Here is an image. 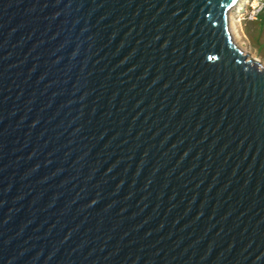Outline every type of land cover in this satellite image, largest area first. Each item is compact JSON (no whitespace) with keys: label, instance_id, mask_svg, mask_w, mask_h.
<instances>
[{"label":"water","instance_id":"95a60500","mask_svg":"<svg viewBox=\"0 0 264 264\" xmlns=\"http://www.w3.org/2000/svg\"><path fill=\"white\" fill-rule=\"evenodd\" d=\"M238 2L0 0V264H264Z\"/></svg>","mask_w":264,"mask_h":264},{"label":"rangeland","instance_id":"374dc122","mask_svg":"<svg viewBox=\"0 0 264 264\" xmlns=\"http://www.w3.org/2000/svg\"><path fill=\"white\" fill-rule=\"evenodd\" d=\"M257 1L258 0H239L238 5L230 15L233 20L238 19L237 22L231 26L230 32L233 41L241 49L242 53L255 59L262 67H264V57L256 51L255 44L250 40L247 33V22L259 19L264 14V7H262V9L256 14V7H260V4ZM254 5H256L255 8L253 7ZM249 16L252 20L248 19Z\"/></svg>","mask_w":264,"mask_h":264},{"label":"crops","instance_id":"0c3cea01","mask_svg":"<svg viewBox=\"0 0 264 264\" xmlns=\"http://www.w3.org/2000/svg\"><path fill=\"white\" fill-rule=\"evenodd\" d=\"M247 23L248 36L259 52L260 46L264 43V14L259 19Z\"/></svg>","mask_w":264,"mask_h":264},{"label":"built area","instance_id":"2783aa9c","mask_svg":"<svg viewBox=\"0 0 264 264\" xmlns=\"http://www.w3.org/2000/svg\"><path fill=\"white\" fill-rule=\"evenodd\" d=\"M257 2L260 4V7L258 8V7H256V5L253 6L254 8L256 7V9H257L256 14L262 9V7H264V3H262L261 0H258ZM250 7H252V6H250ZM248 19L252 20L250 16L248 17Z\"/></svg>","mask_w":264,"mask_h":264},{"label":"bare ground","instance_id":"6f19581e","mask_svg":"<svg viewBox=\"0 0 264 264\" xmlns=\"http://www.w3.org/2000/svg\"><path fill=\"white\" fill-rule=\"evenodd\" d=\"M241 6V5H240ZM238 20V19H237ZM237 20L236 19H232L231 18V16H230V14H229V23H228V25H229V29L231 30V26L234 24V23H236L237 22Z\"/></svg>","mask_w":264,"mask_h":264},{"label":"trees","instance_id":"16d2710c","mask_svg":"<svg viewBox=\"0 0 264 264\" xmlns=\"http://www.w3.org/2000/svg\"><path fill=\"white\" fill-rule=\"evenodd\" d=\"M262 3H264V0H261ZM259 54L264 57V43L260 46Z\"/></svg>","mask_w":264,"mask_h":264}]
</instances>
